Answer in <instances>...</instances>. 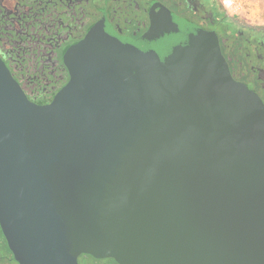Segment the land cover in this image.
<instances>
[{
  "label": "water",
  "instance_id": "water-1",
  "mask_svg": "<svg viewBox=\"0 0 264 264\" xmlns=\"http://www.w3.org/2000/svg\"><path fill=\"white\" fill-rule=\"evenodd\" d=\"M68 82L28 100L0 58V229L17 264H264V103L214 32L95 0Z\"/></svg>",
  "mask_w": 264,
  "mask_h": 264
},
{
  "label": "rangeland",
  "instance_id": "rangeland-1",
  "mask_svg": "<svg viewBox=\"0 0 264 264\" xmlns=\"http://www.w3.org/2000/svg\"><path fill=\"white\" fill-rule=\"evenodd\" d=\"M156 1L205 32L216 31L231 77L264 103V48L253 36L217 27L220 19L264 31V0ZM100 17L95 0H0V58L29 101L42 106L52 101L68 80L59 62L61 49L82 40ZM222 30L232 35L219 37ZM0 264H17L1 229ZM78 264L115 263L82 255Z\"/></svg>",
  "mask_w": 264,
  "mask_h": 264
},
{
  "label": "trees",
  "instance_id": "trees-1",
  "mask_svg": "<svg viewBox=\"0 0 264 264\" xmlns=\"http://www.w3.org/2000/svg\"><path fill=\"white\" fill-rule=\"evenodd\" d=\"M217 27H222V28H224L223 26L224 25H227L229 28H231V29H233L234 30V32H233V34L235 33V32H237V34H240V33H242V34H245L246 36H253L256 40H257V42H258V45L259 46H261L262 48H264V31H256V30H253V29H250V28H237V27H235L231 22H225V21H222V20H218V23H217ZM222 32H223V34L221 33H217L218 35H219V37H226V36H230V35H232V34H229V35H225L226 34V31L225 30H222ZM216 33V32H215ZM225 33V34H224ZM223 35V36H222ZM69 47V45H66V46H64L62 49H61V51H60V55H59V62L61 63V65L63 66V70H64V72H65V74L67 75V78H69V76H68V73H67V70H66V68H65V66H64V64H63V62H62V59H61V55H62V53H63V51L64 50H66L67 48ZM67 82H68V80H67ZM66 82V83H67ZM65 83V84H66ZM64 84V85H65ZM63 85V86H64ZM62 86V87H63ZM58 93V92H57ZM57 93H56V95H57ZM55 95V96H56ZM54 96V97H55ZM54 99V98H53ZM52 99V100H53ZM80 256H82V255H80ZM79 256V257H80ZM86 256H89V257H91L90 255H86ZM93 260H95V261H105V260H108V259H95V258H93V257H91ZM116 264V263H115Z\"/></svg>",
  "mask_w": 264,
  "mask_h": 264
},
{
  "label": "flooded vegetation",
  "instance_id": "flooded-vegetation-1",
  "mask_svg": "<svg viewBox=\"0 0 264 264\" xmlns=\"http://www.w3.org/2000/svg\"><path fill=\"white\" fill-rule=\"evenodd\" d=\"M212 32H214V34H215L216 31H212Z\"/></svg>",
  "mask_w": 264,
  "mask_h": 264
}]
</instances>
